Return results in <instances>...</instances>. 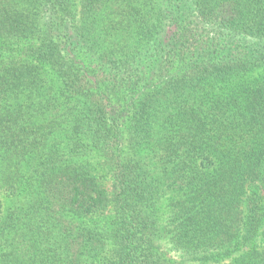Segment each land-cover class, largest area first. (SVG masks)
Wrapping results in <instances>:
<instances>
[{
  "label": "trees",
  "instance_id": "trees-1",
  "mask_svg": "<svg viewBox=\"0 0 264 264\" xmlns=\"http://www.w3.org/2000/svg\"><path fill=\"white\" fill-rule=\"evenodd\" d=\"M0 264H264V0H0Z\"/></svg>",
  "mask_w": 264,
  "mask_h": 264
},
{
  "label": "rangeland",
  "instance_id": "rangeland-1",
  "mask_svg": "<svg viewBox=\"0 0 264 264\" xmlns=\"http://www.w3.org/2000/svg\"><path fill=\"white\" fill-rule=\"evenodd\" d=\"M109 185H107L108 189L110 188ZM109 214L108 212H106V215ZM166 252L167 254L169 255V257L173 258V259H178L179 258V255L178 253H176L175 251H173V249H171V246L170 245H166Z\"/></svg>",
  "mask_w": 264,
  "mask_h": 264
}]
</instances>
